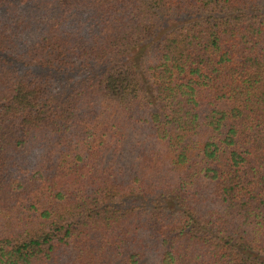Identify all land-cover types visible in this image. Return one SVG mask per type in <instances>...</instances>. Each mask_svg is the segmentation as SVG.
I'll list each match as a JSON object with an SVG mask.
<instances>
[{
    "label": "trees",
    "instance_id": "1",
    "mask_svg": "<svg viewBox=\"0 0 264 264\" xmlns=\"http://www.w3.org/2000/svg\"><path fill=\"white\" fill-rule=\"evenodd\" d=\"M0 264H264V0H0Z\"/></svg>",
    "mask_w": 264,
    "mask_h": 264
}]
</instances>
